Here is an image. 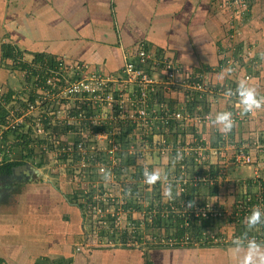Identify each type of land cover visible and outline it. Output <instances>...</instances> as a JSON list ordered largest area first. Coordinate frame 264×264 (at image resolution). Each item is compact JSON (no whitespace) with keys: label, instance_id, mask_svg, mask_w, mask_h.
Instances as JSON below:
<instances>
[{"label":"crops","instance_id":"1","mask_svg":"<svg viewBox=\"0 0 264 264\" xmlns=\"http://www.w3.org/2000/svg\"><path fill=\"white\" fill-rule=\"evenodd\" d=\"M263 11L264 1L258 0L243 19L228 0H0V88L5 92L0 96V119L8 115L12 97L24 94L32 77L41 79L58 60L120 72L126 55L141 41L153 50L164 51L182 71L193 77L204 76L202 81L216 88L238 80L241 49L248 43L260 64L256 69L264 76V19L259 17ZM6 51L11 55L6 56ZM154 76L163 80L160 71ZM252 84L260 93L259 86ZM162 95L170 113L182 111L187 119L171 120L167 125L157 120L148 138L151 154L144 165L159 170L163 179L171 174L169 158L159 152L163 141L175 145L179 138L183 148H201L203 163L192 159L188 175L205 176L210 171L218 173V169L223 174L214 183L191 184L188 193L230 208L234 204L232 179L251 182L264 176V148H257L264 143V109L255 110L244 120L238 103L218 93H203L191 103L186 102L181 89H164ZM19 105L24 107L22 102ZM220 110L238 114L229 134L222 135L212 120L197 124L198 116H215ZM32 120L33 116L26 118L27 122ZM52 131L64 141L73 138V130L64 125ZM30 142L31 135H20L13 129L3 133L0 151L5 149V161L0 165H17L10 173L0 174V264H237L233 243L163 245L162 237L175 235L167 226L172 220L178 226L182 221L173 214L167 220H147L146 229L126 238L136 245L99 244L101 237H95L85 223L78 185L70 171L55 172L53 156L43 155L41 159ZM243 145H248L256 163H234V153ZM98 146L105 151L111 141L102 139ZM125 164L129 167L136 161L129 159ZM22 165L28 169H18ZM133 185L161 200V208L177 199L174 186L169 188L173 198L167 203L163 196L167 189L160 182L148 188L136 178ZM218 226L222 232L231 227L226 223ZM260 229L255 235L262 238L264 229ZM181 233L176 231V235ZM232 236L245 240L244 234Z\"/></svg>","mask_w":264,"mask_h":264},{"label":"built area","instance_id":"2","mask_svg":"<svg viewBox=\"0 0 264 264\" xmlns=\"http://www.w3.org/2000/svg\"><path fill=\"white\" fill-rule=\"evenodd\" d=\"M228 1L233 4L238 17L243 19L249 15L256 0ZM240 60L237 64L240 69L233 67L240 73L238 79L246 78L251 83L255 82L260 88V95L264 96V76L256 69L260 64L254 54V47L245 43ZM245 66H250L251 70H242ZM155 71L162 73L163 80L155 78ZM41 79L39 76L32 77L25 86L24 94L12 97L8 115L0 119V149L3 148V133L13 129L17 134L31 135L29 146L37 149L41 159L43 155L53 156L51 161L54 162L55 172L70 171L78 185L77 196L79 203L84 206L85 223L95 237H101L99 244L136 245L137 242L126 238L138 229H146L147 220L151 221L153 217L167 220L170 214L182 221L178 226L172 220L171 225L167 226L172 233L175 231V235L162 237L163 245L227 244L231 237L233 241L238 238L226 236L219 224L247 229L245 217L252 208L264 209V176L251 182L237 181L240 199L231 209L223 208L219 201L203 199L196 194L189 195L188 187L191 184L214 183L222 177L223 172L218 169V173L210 171L205 176H189L188 171L192 166L189 162L193 159L198 164L203 163L205 153L198 147L183 148L179 138L175 145H167L163 141L159 152L161 156L169 158L171 174L154 183L160 182L166 189L174 186L177 199L171 200V203L167 199L165 202H169V206L161 208V200L133 185L136 178L148 188L154 185L144 181L143 171L145 167L148 168L144 165L145 159L151 154L148 138L156 128L157 120L167 125L171 120L187 119L182 111L170 113L166 102L162 100L163 90H184L187 103L195 101L203 93H218L230 102L237 103L235 96L225 95L228 89H235L236 82L219 88L206 84L202 81L205 80L204 76L193 77L182 71L178 63L164 51L153 50L143 41L126 55L120 72L110 73L86 63L58 60L56 66L44 71ZM4 93L0 88V96ZM21 102L24 104L22 108L19 105ZM254 111L245 113L243 119L246 120ZM231 113L235 126L238 114ZM29 116H33L31 122L26 121ZM213 118L205 114L198 116L196 122L199 124ZM127 122H132V125ZM59 124L66 126L69 131L73 130L70 131L72 139L64 141L58 134H53L52 128ZM42 137L44 142H41ZM102 139L111 141V146L105 151L98 146ZM257 148H264V143L257 145ZM248 150V145H243L235 151L236 165L257 162ZM2 152L5 149L0 151V164L5 161ZM177 154L179 159H176ZM129 159L135 160L136 164L128 167L125 163ZM44 161L47 160L44 158ZM105 173L109 174L107 179ZM180 197L182 199H178ZM178 229L182 233L176 235ZM243 231L233 233L243 234ZM249 237L245 234L243 238ZM252 237L263 240L256 235Z\"/></svg>","mask_w":264,"mask_h":264},{"label":"clouds","instance_id":"3","mask_svg":"<svg viewBox=\"0 0 264 264\" xmlns=\"http://www.w3.org/2000/svg\"><path fill=\"white\" fill-rule=\"evenodd\" d=\"M225 95L237 98L241 113H250L264 108V96L260 95L257 88L246 78L238 79L235 89H228ZM212 123L222 135H227L234 127L233 114L227 110L217 111ZM179 158V154H177L176 159ZM104 175L107 179L109 174L105 173ZM143 176L146 183L154 184L161 178V172L157 169L149 170L145 167ZM163 196L169 200L173 198L170 189L165 190ZM245 224L249 231L264 224V209L253 207L245 217ZM232 255L237 264H264V242H260L253 237L246 238L243 242L236 240L233 242Z\"/></svg>","mask_w":264,"mask_h":264},{"label":"rangeland","instance_id":"4","mask_svg":"<svg viewBox=\"0 0 264 264\" xmlns=\"http://www.w3.org/2000/svg\"><path fill=\"white\" fill-rule=\"evenodd\" d=\"M259 17H260V20H262V19H264V11H263V13L262 12H260L259 13ZM235 183V185H233V190L234 191H232L231 192V194L232 195H234V203L237 201V200H239L240 199V187H239V184H238V182H237V179L236 178H234V179H232V181H231V183ZM226 206V205H225ZM231 206V205H230ZM234 207V204H232V206L230 207V208H228V209H231V208H233ZM164 224L165 225H168V223H166V222H164ZM163 226V225H162ZM247 228V227H246ZM260 228H263L264 229V224H261V225H259V226H257L254 230H252V231H249L248 229H243V227H240V226H233L232 228L230 227V226H228V228L226 229V231H224V233L226 234V236H228L229 238H230V236L233 234V232H239V231H241V230H244L243 232V234L245 235V234H248L249 236H253V235H255L257 232H259V230H261ZM236 234V233H235ZM244 237V236H243ZM261 237L264 239V232H263V234L261 233ZM229 240V239H228ZM241 240H242V237H241ZM240 240V241H241ZM231 243H233V240H232V237H231V240L227 243V244H225V245H230Z\"/></svg>","mask_w":264,"mask_h":264},{"label":"trees","instance_id":"5","mask_svg":"<svg viewBox=\"0 0 264 264\" xmlns=\"http://www.w3.org/2000/svg\"><path fill=\"white\" fill-rule=\"evenodd\" d=\"M6 50H7V48H6ZM5 55L10 56L11 54H10V52L6 51ZM16 165H17V163H7V164H4L2 166L0 165V174L10 173L12 171V168Z\"/></svg>","mask_w":264,"mask_h":264},{"label":"water","instance_id":"6","mask_svg":"<svg viewBox=\"0 0 264 264\" xmlns=\"http://www.w3.org/2000/svg\"><path fill=\"white\" fill-rule=\"evenodd\" d=\"M20 168H21L22 170H23V169H24V170H27V169H28V166H27V165H22V166H19V167H18V169H20Z\"/></svg>","mask_w":264,"mask_h":264}]
</instances>
